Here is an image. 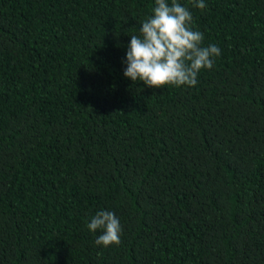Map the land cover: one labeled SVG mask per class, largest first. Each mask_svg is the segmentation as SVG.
<instances>
[{"label": "trees", "instance_id": "16d2710c", "mask_svg": "<svg viewBox=\"0 0 264 264\" xmlns=\"http://www.w3.org/2000/svg\"><path fill=\"white\" fill-rule=\"evenodd\" d=\"M178 2L221 55L156 89L123 74L155 0H0V264H264V0Z\"/></svg>", "mask_w": 264, "mask_h": 264}, {"label": "clouds", "instance_id": "9594fccd", "mask_svg": "<svg viewBox=\"0 0 264 264\" xmlns=\"http://www.w3.org/2000/svg\"><path fill=\"white\" fill-rule=\"evenodd\" d=\"M206 9L204 0L193 5ZM127 46L124 76L146 87L165 85L194 87L202 69H212L221 55L215 45L203 46L204 34L193 28V16L178 0H155L152 15L142 21L139 35H131ZM97 236L96 245L121 243L122 228L114 212L101 210L87 224Z\"/></svg>", "mask_w": 264, "mask_h": 264}]
</instances>
